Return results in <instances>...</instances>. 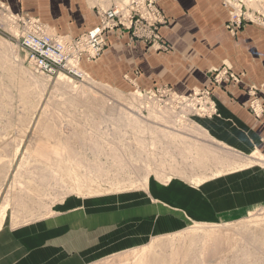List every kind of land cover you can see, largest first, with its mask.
Listing matches in <instances>:
<instances>
[{"label":"rangeland","instance_id":"374dc122","mask_svg":"<svg viewBox=\"0 0 264 264\" xmlns=\"http://www.w3.org/2000/svg\"><path fill=\"white\" fill-rule=\"evenodd\" d=\"M34 1L0 0V228L41 221L69 199L96 200L98 209L118 214L159 205L177 217L172 233L96 264H264V154L251 142H230L236 134L225 129L232 121L214 97L217 88L240 86L254 115L253 109L264 110V84L227 63L188 93L168 83L147 88L137 77L111 82L84 69L117 30L158 53L173 51L162 33L170 18L161 0L155 6L168 51L134 37L135 22L108 32L105 50L82 60L79 71L41 73L22 44L23 18L39 19ZM86 3L98 10L100 23L125 0ZM245 4L256 18L244 19L235 35L225 23L233 37L248 25L264 29V0ZM161 87L184 101L161 97Z\"/></svg>","mask_w":264,"mask_h":264},{"label":"crops","instance_id":"0c3cea01","mask_svg":"<svg viewBox=\"0 0 264 264\" xmlns=\"http://www.w3.org/2000/svg\"><path fill=\"white\" fill-rule=\"evenodd\" d=\"M32 3L37 17L63 35L78 36L99 24L98 10L86 0ZM161 6L170 18L162 33L173 44V51L158 53L117 30L109 34L108 48L99 59L83 62L84 69L94 76L105 74L111 82L137 77L147 88L168 83L188 93L209 84L210 71L227 63L245 70L248 80L264 84L263 28L248 25L233 37L225 28L229 13L220 0H161ZM214 97L220 113L232 121L225 130L236 134L226 137L222 129L221 137L229 138L235 147L251 142L264 154V119L250 113L251 98L246 91L231 85L229 91L217 88ZM177 222V217L159 205H147L142 213L118 214L98 209L96 200L69 199L41 221L2 226L0 264L113 263L118 254L172 233Z\"/></svg>","mask_w":264,"mask_h":264},{"label":"built area","instance_id":"2783aa9c","mask_svg":"<svg viewBox=\"0 0 264 264\" xmlns=\"http://www.w3.org/2000/svg\"><path fill=\"white\" fill-rule=\"evenodd\" d=\"M145 1L147 4H144ZM232 1L234 5L228 3V0H224V4L230 9L226 26L235 35L244 19L254 20L256 15L254 18L250 16L244 0ZM155 2L156 0H143L142 3L141 0H125V4L107 9L102 14L99 25L74 37L61 35L39 19L23 18L22 44L27 49L31 62L44 74H55L62 69L70 73L77 72L82 60L96 59L105 50L108 32L120 26L132 28L135 22L138 27L133 32L134 37L151 43L157 49L168 51L162 44H167V41L159 33V24L164 22V17L156 8ZM158 91L161 97L184 101V97L172 88L161 87ZM253 110L257 118L264 117V110L260 107Z\"/></svg>","mask_w":264,"mask_h":264},{"label":"bare ground","instance_id":"6f19581e","mask_svg":"<svg viewBox=\"0 0 264 264\" xmlns=\"http://www.w3.org/2000/svg\"><path fill=\"white\" fill-rule=\"evenodd\" d=\"M245 1V0H244ZM228 3H230V4H232V5H234V2L232 1V0H228ZM230 12V11H229ZM250 13V16L252 17V18H254V16H255V13H251V12H249ZM229 15H230V13H229ZM228 20H229V18H228ZM228 20H227V22H228ZM227 22H226V25H227ZM130 34V33H129ZM62 82V81H61ZM72 87V86H71ZM195 91V90H194ZM256 106V105H255ZM205 144V143H204ZM207 146V145H206ZM227 148V147H226ZM212 149V148H211ZM219 149V148H218ZM217 149V150H218ZM100 150V149H99ZM208 151V150H207ZM228 151V150H227ZM215 152V151H214ZM208 153V152H207ZM227 154V153H226ZM210 155V154H209ZM220 155V154H219ZM216 156V155H215ZM216 160V159H215ZM223 161V160H222ZM216 162H217V160H216ZM215 162V163H216ZM218 163H219V161H218ZM218 165V164H217ZM216 166V165H215Z\"/></svg>","mask_w":264,"mask_h":264}]
</instances>
